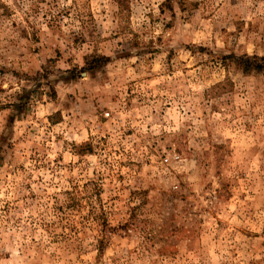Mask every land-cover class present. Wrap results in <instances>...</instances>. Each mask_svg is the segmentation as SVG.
<instances>
[{
	"label": "rangeland",
	"instance_id": "374dc122",
	"mask_svg": "<svg viewBox=\"0 0 264 264\" xmlns=\"http://www.w3.org/2000/svg\"><path fill=\"white\" fill-rule=\"evenodd\" d=\"M244 56L264 0H0V264H264Z\"/></svg>",
	"mask_w": 264,
	"mask_h": 264
},
{
	"label": "trees",
	"instance_id": "16d2710c",
	"mask_svg": "<svg viewBox=\"0 0 264 264\" xmlns=\"http://www.w3.org/2000/svg\"><path fill=\"white\" fill-rule=\"evenodd\" d=\"M118 5H122L123 0H116ZM237 66L242 70L244 73H258L264 74V57L258 58L256 56L253 57H234ZM106 63L105 58H100L94 60V64L91 69L95 67H99ZM53 90V88H51Z\"/></svg>",
	"mask_w": 264,
	"mask_h": 264
}]
</instances>
